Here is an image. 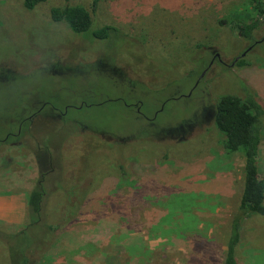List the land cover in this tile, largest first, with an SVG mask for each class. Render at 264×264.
<instances>
[{"label":"rangeland","instance_id":"rangeland-1","mask_svg":"<svg viewBox=\"0 0 264 264\" xmlns=\"http://www.w3.org/2000/svg\"><path fill=\"white\" fill-rule=\"evenodd\" d=\"M252 6L103 0L94 17L120 30L114 44L0 0V229L23 227L44 172V220L60 235L37 264H223L243 156L213 117L246 90L264 110V18L251 42L220 22ZM257 162L264 178V140ZM239 238L237 263L264 264V216Z\"/></svg>","mask_w":264,"mask_h":264},{"label":"trees","instance_id":"trees-1","mask_svg":"<svg viewBox=\"0 0 264 264\" xmlns=\"http://www.w3.org/2000/svg\"><path fill=\"white\" fill-rule=\"evenodd\" d=\"M48 1L21 0V3L22 7L29 12H37L40 9L46 11L52 25H64L74 35H83L98 43L125 42L124 36L122 37L117 27L94 17L103 0H91L89 8L77 4L51 7ZM252 3L254 17L246 18L236 15L230 22H220L226 24L231 32L237 33L238 37L249 42L259 28L260 18H264V0H252ZM234 63L238 66L243 65L241 60L237 62L234 60ZM263 111L259 101L247 90L244 97L224 95L215 106L213 123L224 137V149L227 153L240 152L243 156L242 191L238 208L229 226L223 264H238L236 250L240 244V231L244 221L252 215L264 216V178L260 176L257 162L264 140ZM124 160H128V157ZM120 168L124 171L122 167ZM44 176V172L39 173L36 187L28 196L26 222L23 227L13 232L0 229V249L5 256L6 264L41 263L44 255H47L57 242L60 235L57 231L60 226L48 225L44 220ZM83 193L82 191L77 194L74 190L72 194H77L76 197H79ZM72 203L74 210H79L78 203L75 204V198L72 199ZM66 220L67 223L72 219L67 217ZM49 238L54 239L49 240Z\"/></svg>","mask_w":264,"mask_h":264},{"label":"water","instance_id":"water-1","mask_svg":"<svg viewBox=\"0 0 264 264\" xmlns=\"http://www.w3.org/2000/svg\"><path fill=\"white\" fill-rule=\"evenodd\" d=\"M245 54L243 53V54H241V56L240 57H243ZM238 60V59H237Z\"/></svg>","mask_w":264,"mask_h":264},{"label":"flooded vegetation","instance_id":"flooded-vegetation-1","mask_svg":"<svg viewBox=\"0 0 264 264\" xmlns=\"http://www.w3.org/2000/svg\"><path fill=\"white\" fill-rule=\"evenodd\" d=\"M249 48H250V47H249ZM249 48H248V49H249ZM237 59H238V58H236L235 62L237 61Z\"/></svg>","mask_w":264,"mask_h":264}]
</instances>
